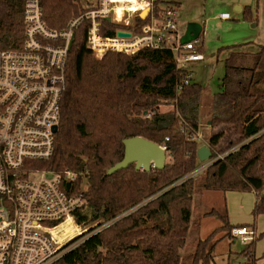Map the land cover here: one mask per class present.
<instances>
[{"label": "trees", "instance_id": "16d2710c", "mask_svg": "<svg viewBox=\"0 0 264 264\" xmlns=\"http://www.w3.org/2000/svg\"><path fill=\"white\" fill-rule=\"evenodd\" d=\"M26 1L0 0V50L22 48ZM96 2L40 0L45 22L57 30ZM171 4L178 6L154 0V13ZM244 12H251V7ZM148 21L136 15L127 28L138 31ZM89 26L86 19L75 30L69 50L53 155L26 162L27 169L59 174L72 170L87 176L86 205L74 218L88 236L51 264H181L192 221V174L201 165V145L194 136L199 132L204 87L184 82L185 74L169 48L97 56L86 44ZM120 28L125 26L100 21L103 36H114ZM202 47L199 44L197 50ZM238 47H231L220 91L212 97L207 143L213 162L202 172L203 187L224 195L254 191L253 214L258 216L264 214V45L257 52ZM169 102L173 109L162 111L161 105ZM135 136L166 148L165 167L145 171L131 164L109 174L124 158V140ZM84 182L80 177L73 188L80 189ZM225 198L219 208L203 213L218 218L221 225L196 242L191 264H212L217 243L234 228L248 227L231 223ZM221 231L227 235L218 237ZM262 237L264 232L242 251L246 264H253Z\"/></svg>", "mask_w": 264, "mask_h": 264}, {"label": "built area", "instance_id": "2783aa9c", "mask_svg": "<svg viewBox=\"0 0 264 264\" xmlns=\"http://www.w3.org/2000/svg\"><path fill=\"white\" fill-rule=\"evenodd\" d=\"M137 1L147 7L133 9L125 0H97L94 8L57 30L45 22L40 0H27L22 48L0 50V264H51L88 236L84 234L86 229L78 232V226L58 233L65 225L75 224V212L86 205V174L72 170L59 174L27 169L26 165L28 160H45L53 155L69 45L86 19L90 20L86 44L97 56L110 51L133 54L143 47L169 48L175 53L177 68L185 74L184 82L193 81L191 65L203 56L197 50L198 39L181 43L177 5L163 6L154 13V0ZM147 8L150 11L145 19L150 21L138 31L127 28ZM107 17L125 28L118 29L114 36H103L100 21ZM220 18L229 19L230 14L221 13ZM119 30L132 34L120 37ZM194 137L203 140L199 132ZM212 162H204L192 175ZM80 177L85 182L74 189ZM72 233L79 238L69 245L64 243ZM232 234L243 235L247 241L254 232L238 227Z\"/></svg>", "mask_w": 264, "mask_h": 264}, {"label": "rangeland", "instance_id": "374dc122", "mask_svg": "<svg viewBox=\"0 0 264 264\" xmlns=\"http://www.w3.org/2000/svg\"><path fill=\"white\" fill-rule=\"evenodd\" d=\"M166 1L178 2L176 19L181 35L185 32L186 25L190 21H197L203 27V32L197 40L198 46L199 44L203 45L201 51H198L202 54L203 59L193 62L191 70L193 71V81L204 87L199 125V133L203 140L198 139L196 141L201 146H208L207 139L212 131L209 122L211 101L213 95L220 91V83L225 73L224 62L230 55L231 47L238 44L239 50L257 52L260 46L264 45V0ZM125 2L132 7L134 3L136 5L138 3L137 0H125ZM238 6L241 7V10L237 8ZM247 6L251 7V12L245 13L244 9ZM223 12L230 14L231 18L221 19L220 14ZM227 46L230 48L226 49ZM160 109L162 111L172 110L173 103L169 102L161 105ZM200 164L199 168L203 166L204 162H200ZM202 172L196 174L191 228L186 246L182 250L181 264H191L196 242L200 238L207 237L216 227L221 225L218 218L203 216L206 210L213 207L219 208L222 205L223 194L218 191L204 189ZM34 178L37 179L38 176L35 175ZM255 196L254 191H231L225 199L229 219L233 225L247 224L249 228L256 227L261 232L264 231V214L258 216L253 214ZM73 226L77 227L78 225L69 223L63 229H60L58 233L62 235ZM77 228L78 232H82L84 229L80 226ZM255 229H252L254 232L252 239H255L259 234ZM77 233L69 234L64 243H71L76 238ZM225 235H227V232L221 231L218 237H224ZM252 239L244 241L243 235L235 237L230 232L227 237L222 238L217 243L212 264H246L247 258L242 254V251L253 241ZM75 243L77 244V242ZM255 253L260 257L257 258L254 254L253 264H264V237L257 241Z\"/></svg>", "mask_w": 264, "mask_h": 264}, {"label": "water", "instance_id": "95a60500", "mask_svg": "<svg viewBox=\"0 0 264 264\" xmlns=\"http://www.w3.org/2000/svg\"><path fill=\"white\" fill-rule=\"evenodd\" d=\"M150 9L147 8L139 14L142 19H145ZM107 20H110L107 17ZM202 24L197 21H190L186 25L185 32L181 37V43H188L197 40L202 33ZM120 37H130V31H118ZM73 39L69 45L71 48ZM54 132H58V127H54ZM125 155L124 158L109 169V174H113L119 170L127 168L134 164L135 168L150 171L152 167L163 169L167 163L166 148L160 144L141 136L126 138L124 140ZM200 162H206L212 159V151L207 145L200 146L197 151ZM50 176V175H49Z\"/></svg>", "mask_w": 264, "mask_h": 264}, {"label": "crops", "instance_id": "0c3cea01", "mask_svg": "<svg viewBox=\"0 0 264 264\" xmlns=\"http://www.w3.org/2000/svg\"><path fill=\"white\" fill-rule=\"evenodd\" d=\"M90 1H93V0H90ZM237 8H238L239 10H241V7H240V6H238ZM223 13H225V12H223ZM230 18H231V17H230ZM230 18H229V19H230ZM221 19H222V18H221ZM225 20H227V19H225ZM228 193H229V192H227L225 195L222 193V194H223V197L225 196V197L227 198V194H228ZM255 197H256V196H255ZM255 201H256V198H255ZM254 205H255V203H254ZM253 208H254V207H253ZM232 224H233V223H232ZM190 228H191V226H190ZM255 228H256V227H255ZM255 230H256V232H258V233L264 232V231L259 232V231H258V228H256ZM255 256H256L257 258L260 257V256H257L256 253H255ZM262 256H263V255H262Z\"/></svg>", "mask_w": 264, "mask_h": 264}, {"label": "clouds", "instance_id": "9594fccd", "mask_svg": "<svg viewBox=\"0 0 264 264\" xmlns=\"http://www.w3.org/2000/svg\"><path fill=\"white\" fill-rule=\"evenodd\" d=\"M136 7H147L146 4H140V5H136L135 3L133 4V9H135Z\"/></svg>", "mask_w": 264, "mask_h": 264}, {"label": "bare ground", "instance_id": "6f19581e", "mask_svg": "<svg viewBox=\"0 0 264 264\" xmlns=\"http://www.w3.org/2000/svg\"><path fill=\"white\" fill-rule=\"evenodd\" d=\"M139 4V2L137 3V5Z\"/></svg>", "mask_w": 264, "mask_h": 264}]
</instances>
